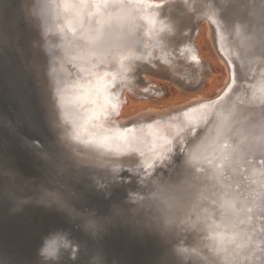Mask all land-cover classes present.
<instances>
[{"label": "bare ground", "instance_id": "1", "mask_svg": "<svg viewBox=\"0 0 264 264\" xmlns=\"http://www.w3.org/2000/svg\"><path fill=\"white\" fill-rule=\"evenodd\" d=\"M33 1L22 3L30 21ZM34 3L39 30L27 31L26 42L19 45V50L28 60L29 74L35 72L38 79H43L45 107L52 101L61 116L60 121L54 112L52 133L48 134V145L55 153L45 147L43 157L74 184L85 180L93 186H111L116 180L128 186L126 182L134 181L132 174L140 178L144 184L138 204H118L113 212L124 220L123 224L129 222L138 231L147 226L155 231L150 217H155L157 210L166 211L167 218L171 215L168 220L181 229L172 248L184 251L188 264H264V0H99L95 17L88 19L91 11L86 10L90 4L87 0ZM74 5H78V14L84 15L78 21L68 12ZM133 22L137 25L129 46L141 56L118 68L115 59L103 61L92 42L107 26ZM203 31L227 71L224 84L213 96L200 92L215 76L210 59L199 46ZM45 53L50 61L44 59L37 68ZM144 58L154 61L153 69H144ZM151 73L195 94L183 103L125 115L129 95L148 101L164 94V86L151 79ZM98 78L109 85L114 107L93 115L79 99L80 87ZM58 124L59 130L55 128ZM65 129L71 132L68 137ZM180 151L190 168L179 167L176 161L169 165L171 171L166 177L180 179L182 194L178 201L168 202L157 187L156 176L145 178L137 173L145 175L143 168L149 167V171L158 162L167 163ZM19 177L24 194L19 199L29 206L26 210L38 212L34 201L57 202L71 218L68 221L49 212L55 219L36 225L31 212L25 215L22 211V222L10 215L7 221L13 226H2L0 241L3 243V236L9 233L15 238L25 235L21 245L13 239L1 247L0 253L21 261L13 260V264H93L101 255L97 243L101 237L120 235L119 230L102 222L103 217L68 204L63 198L65 191L50 185L51 178ZM142 204L147 213H143ZM126 210L125 219L122 213ZM138 214L149 216L142 222ZM14 223L25 229H17ZM244 235L252 239L246 247L242 244ZM48 241L55 242L58 252L46 259L40 249ZM173 261L162 254L154 264H175Z\"/></svg>", "mask_w": 264, "mask_h": 264}, {"label": "rangeland", "instance_id": "2", "mask_svg": "<svg viewBox=\"0 0 264 264\" xmlns=\"http://www.w3.org/2000/svg\"><path fill=\"white\" fill-rule=\"evenodd\" d=\"M27 2H28V0H0V4H1L0 9L3 10V11L0 10V12L1 13L4 12L3 13L4 19L0 15V17H1L0 18V33H2L0 35V38H1V36L3 38V39H0V51H1L0 52V56H1L0 60H1V63L3 62L2 64L6 66L5 67L0 63V72L5 73V75H8L7 77L11 81H16L17 76H19L17 81L22 80L21 82H23V85H21L22 83L17 82V83H19V84H17V89H18L17 94L19 96L15 97V100L17 101L18 106L21 110V112H20L21 113L20 114L21 120L19 118V121L29 122V120L27 118V114L23 113V112H24L25 108L26 109H28V107L30 108V104H31L34 107V109L36 110L37 114L39 115L40 121L42 124L41 125L42 128H39V129L42 131L43 136L41 134L39 135L40 132L38 133L36 131V136L39 135L42 137L38 140V143L44 149L46 147L50 152L55 153V150H53L48 145L49 143H48L47 136H48V134L50 136L49 132L52 131V119L54 118L55 113H56L57 119L61 121V118L60 119L58 118V116H60V115H57V114H59L58 111H56L58 109L56 106H54V103H52V101H50L48 107H45V103H43L44 101H42L43 100V97H42V95H43L42 78L38 79L39 77H37V74L35 72H33V73L30 72V74H29V71H28L29 69L27 70V65H28L27 61L28 60L24 58L26 56L22 55V53L19 50V45L23 46L26 42V38L28 35L27 31H28V33L34 31V33H35L36 30L37 31L39 30V25H40L39 20L38 19L36 20L35 14H34V12H35V9H34L35 0L30 4L31 5L30 6V15H31L32 21H30L28 14H27V16H26V14H24L22 3L27 4ZM2 4H3V6H2ZM5 5H6L7 9L5 8ZM16 8H17V10H16ZM17 11L20 14H17ZM3 14H2V16H3ZM17 15H19V16H17ZM10 21H11V23H10ZM3 22L6 26L3 24ZM31 25H33V26H31ZM3 27H5V28H3ZM7 32H9V33H7ZM5 33H7V35ZM28 38H29V36H28ZM208 39L209 38H207V35L203 31L202 35L199 38V46L203 52V55L206 58L210 59L211 64H212V69L215 72V76H214V78H212L211 82H209V83L207 82L205 84L203 89L201 88L202 90L200 92L205 93V95H207V96H213L217 92L218 87H221L224 84V79H225L227 71H226L225 65L223 63H221L218 55H216L217 53H215V49L213 50V46ZM1 44H3V45H1ZM43 47H45V46H43ZM31 57H32V55H31ZM44 59H46L47 63H48V61H50L49 60L50 56L48 53H45L43 58H39V61H40L39 64L40 65H37L36 66L37 68H39V66L40 67L42 66V64H43L42 62L44 61ZM142 63H145L144 65L146 66V67H144V69H150V70H151V68L152 69L154 68V65H156V64H154V61H151V60L149 61L147 58H144ZM152 64H153V66H152ZM161 65L164 66V64H162V63L160 64V66ZM1 66L5 67V68H2ZM139 67H140V65H139ZM9 68H11L12 70ZM139 69H142V68H135V71H137V70L139 71ZM6 70H7V72H6ZM8 70H10L11 72ZM16 73H18V74H16ZM13 74H15V75H13ZM150 77H151V79H154V80L161 82V85L164 86L163 88H165L164 94L159 98L151 99L148 101L145 99L143 100V98H138L137 96L135 97V95H133V94L129 95L130 96V102L129 103L126 102L127 103L126 104L127 105V112L125 115L133 114V113L139 112V111L144 110V109L149 108V107L165 108V107H168V106H171L174 104L183 103V102L188 101L190 99V97H192V95L195 94L194 92H191V91L188 92V91L180 88L179 86L172 84L173 82L169 81L165 77H159V76H156V74H152V73L150 74ZM19 78H21V79H19ZM159 79H161V80H159ZM23 80H25V81H23ZM25 82H27V83L30 82V83H28V85H27V83H25ZM29 84H30V86H29ZM40 84H41V87H40ZM28 86L31 87V90H33V91H31ZM25 88L27 90H25ZM20 91H21V94H20ZM31 92L34 95H32ZM27 93H28V95H27ZM30 93H31L33 98H31ZM34 100L36 103L34 102ZM39 102L41 105L44 106L43 109L40 108L42 106L39 104ZM54 107L56 108V110ZM42 112H44V113H42ZM43 114H44V116H43ZM0 121H1L0 122V151L5 150L11 156L13 154V156H12L13 158H11V159L13 160L15 158L14 161H16V165L19 166L20 171H26V172H30V173L36 172L35 173V175H37V176H35L36 178H38L39 175L41 177L48 176V174H49L48 171L52 170V168H53L52 164L53 163L51 164L49 160H48V162L43 161V163H41L42 166L39 169H37V165H39V164L37 162L38 157L36 156V154L24 147L25 145L22 142V138H21L22 136L20 137L17 133L14 132V130L11 128L10 123H7L5 121L4 116L1 115V113H0ZM3 124H5V125H3ZM60 126L61 125L58 124V127L56 126L55 128L59 130ZM68 130L65 129V132L67 134L71 135L70 130L69 131ZM33 131L34 130L31 128L29 130L30 134L34 135L35 131L34 132ZM28 156H30V158ZM178 158H179V156L176 155L177 164L179 162ZM3 159L6 160L5 155L3 156ZM10 160L9 161L7 160V163H10ZM27 160H30V161L27 162ZM30 164L31 165L36 164V165L31 166ZM25 167L27 169L28 168L29 169L27 170ZM27 175H30V174H27ZM123 178H127V177L124 175ZM137 180H140V179H137ZM119 183L120 182L113 183V185H111V186L101 185L102 190L99 193L101 200H103L106 195H108V198L110 200V199H114V198H118V199L121 198L124 195L125 191H126V195L129 194V189L132 187V184H129L128 182H126L127 185L129 186L128 187L125 185V183H123V185H121ZM135 183L136 182L133 181V184H135ZM16 187H17L16 188L17 191L21 190L18 185ZM12 189H13V187H12ZM4 206L6 207L7 205L4 204ZM30 212H31V214H30ZM28 214H30V215L35 214L34 216H35V219L37 222L34 220L36 222V223L34 222V224H36V225H38V223H40V222L42 224H47L50 219H55V217L53 215L45 214L44 212H42L40 210H38V212H34L33 210H29ZM25 215H27V214H25ZM23 216L24 215H22V212H20L19 214L16 215V217H17L16 219L21 220ZM137 216L140 217L139 218L140 220L145 219V216H143L141 214L140 215L138 214ZM22 221L23 220H21V222ZM0 224L3 225L2 223H0ZM5 225L8 228H12V226H13L12 223L10 224V222L4 223L3 226H5ZM24 225H26V223ZM20 226H21L20 223H18V224L14 223V227H17V229L19 228L21 231H23L25 228L20 227ZM141 230L142 231H137V230L135 231L134 230V231H130V232H127L126 234H124L125 236L128 235L127 236L128 238H130L131 240H134L136 242L135 246H131L132 247L131 250L136 251L137 254L136 255L130 254L129 256L130 257L136 256L137 262L136 263H128V264H154L156 258L159 255H162V254L167 255L169 252V249L166 247V244L163 243L162 241H160L161 239L158 237V235L156 233L151 232L148 229V227H145V229L141 228ZM4 243H6V242H4ZM117 252L118 251L115 250V254ZM124 258H125V256H124ZM131 259H135V258H131ZM128 261H129L128 259L123 260L121 264H127ZM184 264H188V261L185 262Z\"/></svg>", "mask_w": 264, "mask_h": 264}, {"label": "water", "instance_id": "3", "mask_svg": "<svg viewBox=\"0 0 264 264\" xmlns=\"http://www.w3.org/2000/svg\"><path fill=\"white\" fill-rule=\"evenodd\" d=\"M88 4H89V8L86 7V10L91 11V13L89 15L86 16V18L88 19L89 17H95V13L94 11L97 10L100 6L99 4H97V2L99 0H87ZM86 4V5H88ZM80 9V8H79ZM82 11V10H81ZM68 12H70L71 14H73L74 16H77L76 19H74V21H78L77 19L80 17H84V15H79V11H78V5H74L72 9H70ZM88 14V13H86ZM43 80V79H42ZM17 82L19 81H11L10 79H8V77L5 75V73H1L0 72V113L1 115L4 116V119L7 123H10L11 128L14 130L15 133H17L21 138H22V142L25 145L24 147L32 152H34L36 154V156L38 157V164L37 165V169H39L43 163V161L48 162V159L43 157L44 154V148L40 146V144L38 143V140L40 138H42L41 136H39L40 134L43 136L42 131L39 128H42V124L40 121V117L37 114L36 110L34 109V107L30 104V108L28 107V109H25L23 113L27 114V118L29 120V122H21L19 121L20 118V108L18 106L17 101L15 100L16 96H19L18 93V89H17ZM21 82V81H20ZM23 85V83L21 84ZM21 94V91H20ZM16 101V102H15ZM21 120V118H20ZM42 120V119H41ZM33 129L35 131V134L32 135L30 134L29 130ZM37 128V129H36ZM36 129V130H35ZM32 131V130H31ZM33 131V132H34ZM36 131L39 133V135L36 136ZM47 136V135H46ZM69 134L66 133L65 137H68ZM49 136H47L48 138ZM49 139V138H48ZM6 156V160L3 159V156ZM175 155L179 156V162L177 164V166L179 167H183V165H185V167L188 169L190 168V166H188L187 163V159L185 157V155L182 154V151H180V153L176 152L174 153L172 159L167 160V163H162V162H158L154 165L153 169L151 170H147L149 167L147 168H143L146 173L145 175H142V172L137 173V175H141V177H155L156 179L158 177H166L167 175H169L171 169L169 168V165L172 164L176 158ZM13 156V154H12ZM9 153H7L5 150L0 151V220H5L7 221L8 217L10 215H17L20 212L24 211V214H27L26 210L28 209L27 207H29L25 202H23L22 200L19 199V195H24L22 193L23 188L20 187L22 185H18L19 182H21V179L19 177H29L32 176L35 179H37L35 176L34 172H26V171H20L19 166L16 165V161L15 158L12 160L11 158H13ZM184 157V158H183ZM11 159V160H10ZM7 160H10V163H7ZM50 163L52 164L53 162L50 161ZM52 170L48 171V176L50 180V185H53L54 187H58L60 186L64 191V199L65 201L68 200V204L71 205V202L74 203V205L78 206V207H83L86 208V210L90 211L91 213L95 214V215H99L101 217L104 218V220H102L103 223H106L108 225H111L112 227L116 228L117 230H119L118 232L120 233V235H118L116 238L114 237V234L111 235H103V238L101 237L100 242H97L98 245L100 246V250H101V255L100 258L102 260L103 263L105 264H121L123 260L128 259L129 261L128 263H136V256L134 257H130L129 255L134 254L136 255L137 252L136 251H132L131 250V246H135L136 242L134 240H131L130 238H128L127 236H125L124 234H126L127 232L130 231H136L137 229H135L133 227L132 224H130L129 222L125 221V224H123L122 222L124 221L123 219L120 218V216H118V214L113 212V208L116 207L118 204L120 205H133L135 206L136 204H138V199H140V189L141 185L143 182L140 180H137L134 174L131 175V181L132 179H134V181L136 182L135 184H132V187L129 189V194L126 195V191L124 192V195L121 198H114V199H110L108 198V195L105 196V198L103 200H101L100 197V191L101 189V185L100 186H93L92 183H88L85 180L81 181L78 180L77 183H73L72 180H68L67 181V177L63 175V173L57 168V166H55V164H52ZM115 173V172H114ZM30 174V175H27ZM12 176V179L10 178ZM14 177V178H13ZM129 177V176H128ZM39 178V176H38ZM129 178V179H130ZM48 179V178H47ZM113 183H117L115 180L112 181ZM47 184H48V180H47ZM144 184V183H143ZM19 186V188L21 189L20 191L16 190V186ZM48 188V185H46ZM13 187V189H12ZM74 190H73V189ZM25 190V189H24ZM142 191V190H141ZM137 193V194H136ZM36 195H38L37 193H35ZM152 195V194H150ZM110 197V196H109ZM160 200V199H159ZM142 203V202H141ZM159 203V202H158ZM4 204H6L7 206L5 207ZM33 205L37 204V207L40 208L39 210L44 212L45 214H49V212L51 213H55L54 215H59L62 216L64 219L66 220H70L71 218V214L69 212H66L63 207H60L57 202H54L52 204H48L47 201H34L32 203ZM62 204V203H60ZM19 205V207L17 206ZM144 204L141 205V207ZM48 206V208H46ZM24 207V208H23ZM72 208V207H71ZM147 213L148 211L146 210L145 205L143 206V213ZM110 213H114L113 215H110ZM157 214H155V217L151 216L150 218L154 220L153 225L155 226L156 230H152L149 229L151 232H154L158 235V237L161 239L160 241H162L163 243L166 244V247L169 249L168 252V256L170 258V260H174L173 263L175 264H184L185 262H189V258H187L186 254L184 253V251H182L181 249L178 248H172V241L173 239H175L176 234L181 230L179 225H174L171 223V221L168 220V218L171 216L166 215V211L164 212H160V211H156ZM128 215V211H124L122 213V216L127 217ZM145 216V221L147 219V217L149 215H144ZM155 218V219H154ZM122 220V221H121ZM143 221V219H142ZM173 226L172 228L169 226L170 224ZM4 225V223H2ZM0 225V231L2 230V226ZM148 227V226H147ZM257 230V228H256ZM138 231V230H137ZM255 233V232H254ZM130 234V233H129ZM223 233H219V235L221 237H224V235H222ZM14 234L9 233L6 234V236H3V243L0 241V250L2 245L4 244V242L9 243L11 242L13 239H16L18 241V243L21 245L22 240L24 239L25 235L23 236H18L17 238H15L13 236ZM131 235V234H130ZM178 235V234H177ZM1 236V235H0ZM243 237V242L242 244L246 247L247 245L249 246L251 244V238L248 235H244ZM264 243V242H262ZM261 243V244H262ZM92 245H96L95 242H91ZM256 246V243H254ZM264 245V244H263ZM262 245V246H263ZM15 249V248H14ZM13 249V251H14ZM115 250L118 251L115 254ZM125 256V258H124ZM131 258H135V259H131ZM186 259V261L183 260ZM14 260V259H13ZM15 263L18 262L20 263L21 261L18 259L14 260Z\"/></svg>", "mask_w": 264, "mask_h": 264}, {"label": "clouds", "instance_id": "4", "mask_svg": "<svg viewBox=\"0 0 264 264\" xmlns=\"http://www.w3.org/2000/svg\"><path fill=\"white\" fill-rule=\"evenodd\" d=\"M137 23H114L104 29L103 34L95 41L92 46L99 52L101 58L109 63V58L115 59L120 67L124 62L131 58H138L141 54L137 53L129 42L135 32ZM157 187L164 193L168 202H176L182 194L180 179H170L167 177L157 178ZM116 207H119L118 205Z\"/></svg>", "mask_w": 264, "mask_h": 264}, {"label": "snow or ice", "instance_id": "5", "mask_svg": "<svg viewBox=\"0 0 264 264\" xmlns=\"http://www.w3.org/2000/svg\"><path fill=\"white\" fill-rule=\"evenodd\" d=\"M83 3V0H81ZM109 85L102 79L98 78L95 81L89 82L87 86L80 87L79 99L87 106L93 115H102L106 112L109 106L112 105L111 95L108 93ZM68 245L65 244V247ZM58 249L54 241H48L44 247L40 249V255L44 258H53L57 255ZM0 264H13V258L10 255L0 253ZM93 264H102L99 256L95 257Z\"/></svg>", "mask_w": 264, "mask_h": 264}]
</instances>
